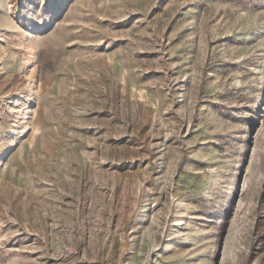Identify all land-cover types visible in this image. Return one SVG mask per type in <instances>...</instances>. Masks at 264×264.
Wrapping results in <instances>:
<instances>
[{
    "label": "rangeland",
    "instance_id": "obj_1",
    "mask_svg": "<svg viewBox=\"0 0 264 264\" xmlns=\"http://www.w3.org/2000/svg\"><path fill=\"white\" fill-rule=\"evenodd\" d=\"M0 264H264V0H0Z\"/></svg>",
    "mask_w": 264,
    "mask_h": 264
},
{
    "label": "bare ground",
    "instance_id": "obj_2",
    "mask_svg": "<svg viewBox=\"0 0 264 264\" xmlns=\"http://www.w3.org/2000/svg\"><path fill=\"white\" fill-rule=\"evenodd\" d=\"M181 224H183V223H181Z\"/></svg>",
    "mask_w": 264,
    "mask_h": 264
}]
</instances>
